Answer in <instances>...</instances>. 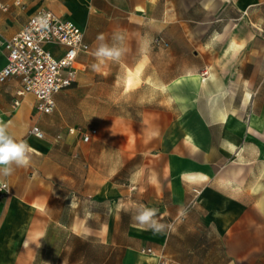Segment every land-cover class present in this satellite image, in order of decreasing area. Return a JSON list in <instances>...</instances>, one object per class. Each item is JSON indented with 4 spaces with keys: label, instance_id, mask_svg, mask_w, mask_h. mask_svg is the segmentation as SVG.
<instances>
[{
    "label": "crops",
    "instance_id": "0c3cea01",
    "mask_svg": "<svg viewBox=\"0 0 264 264\" xmlns=\"http://www.w3.org/2000/svg\"><path fill=\"white\" fill-rule=\"evenodd\" d=\"M1 1L0 41L45 9L72 20L89 51L51 114L37 113L30 93L12 106L19 77L0 83V121L34 150L27 167L0 174L10 190L0 199V264H73L71 254L39 252L57 234L107 232L101 210L89 224V209L141 205L171 227L129 222L119 264L160 255L168 264H264V0ZM101 43L122 48L121 58L97 59ZM72 103L96 107L94 127L63 121ZM33 124L44 139L28 134ZM79 130L97 134L84 142Z\"/></svg>",
    "mask_w": 264,
    "mask_h": 264
},
{
    "label": "built area",
    "instance_id": "2783aa9c",
    "mask_svg": "<svg viewBox=\"0 0 264 264\" xmlns=\"http://www.w3.org/2000/svg\"><path fill=\"white\" fill-rule=\"evenodd\" d=\"M15 4L20 5V1L16 0ZM8 8L0 0V9L6 11ZM155 44L167 45L160 38L155 39ZM0 47L6 52V64L0 70V83L12 76L19 77L21 81L12 106L19 107L21 96L30 93L36 99L35 111L46 115L55 109L54 96L76 81L79 56L89 51L83 31L72 20L45 9L33 14L19 32L1 40ZM49 47L62 51V54L56 56ZM201 75L207 77L208 70L204 69ZM70 132L74 133L75 130L71 129ZM28 134L37 139L45 138V133L37 124L31 126ZM79 134L84 142H89L97 131L79 130ZM9 194L8 183L0 181V199L7 198ZM142 252L154 253L150 248ZM158 258L157 264H168L164 255Z\"/></svg>",
    "mask_w": 264,
    "mask_h": 264
},
{
    "label": "rangeland",
    "instance_id": "374dc122",
    "mask_svg": "<svg viewBox=\"0 0 264 264\" xmlns=\"http://www.w3.org/2000/svg\"><path fill=\"white\" fill-rule=\"evenodd\" d=\"M127 108L114 107L116 112L122 109L126 111ZM95 109L94 106L83 107L79 103L68 104L63 110V121L79 129L94 127ZM109 110H112V107H109ZM44 118H40L41 125ZM136 209L132 208L128 212L115 211L108 206H104L103 209H89V224L95 226L96 217L93 212L101 210L102 218L98 219V222H103L108 229L107 232L100 235L86 234L81 237L74 234H57L52 245L42 249L38 257L47 260L71 254L73 264H119L130 239L126 229L129 222H134L132 216Z\"/></svg>",
    "mask_w": 264,
    "mask_h": 264
},
{
    "label": "clouds",
    "instance_id": "9594fccd",
    "mask_svg": "<svg viewBox=\"0 0 264 264\" xmlns=\"http://www.w3.org/2000/svg\"><path fill=\"white\" fill-rule=\"evenodd\" d=\"M99 41H104V36L100 35L97 38ZM114 41L122 40L120 36H114ZM123 54V49L116 44L109 45L101 43L96 49L95 56L101 61H118ZM9 123L0 121V174L4 176L11 175L14 167H27L31 161V154L34 151L25 140H17L9 131ZM158 210L147 206H139L132 220L136 222L144 230H151L154 233L165 231L166 226L160 223L157 217Z\"/></svg>",
    "mask_w": 264,
    "mask_h": 264
}]
</instances>
